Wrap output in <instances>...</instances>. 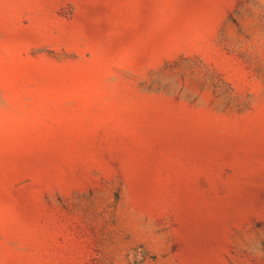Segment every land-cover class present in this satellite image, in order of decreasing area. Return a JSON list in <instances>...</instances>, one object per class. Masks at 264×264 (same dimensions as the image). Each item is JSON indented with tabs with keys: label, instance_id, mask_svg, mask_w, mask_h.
<instances>
[{
	"label": "rangeland",
	"instance_id": "rangeland-1",
	"mask_svg": "<svg viewBox=\"0 0 264 264\" xmlns=\"http://www.w3.org/2000/svg\"><path fill=\"white\" fill-rule=\"evenodd\" d=\"M0 264H264V0H0Z\"/></svg>",
	"mask_w": 264,
	"mask_h": 264
}]
</instances>
